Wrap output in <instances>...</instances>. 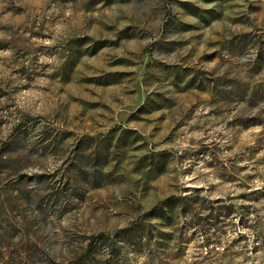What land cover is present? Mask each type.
Returning <instances> with one entry per match:
<instances>
[{
  "label": "rangeland",
  "instance_id": "1",
  "mask_svg": "<svg viewBox=\"0 0 264 264\" xmlns=\"http://www.w3.org/2000/svg\"><path fill=\"white\" fill-rule=\"evenodd\" d=\"M0 264H264V0H0Z\"/></svg>",
  "mask_w": 264,
  "mask_h": 264
}]
</instances>
